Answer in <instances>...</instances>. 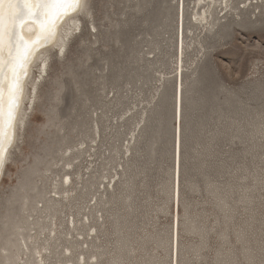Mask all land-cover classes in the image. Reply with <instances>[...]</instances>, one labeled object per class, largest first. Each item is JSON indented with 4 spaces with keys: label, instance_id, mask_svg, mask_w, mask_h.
<instances>
[{
    "label": "rangeland",
    "instance_id": "rangeland-1",
    "mask_svg": "<svg viewBox=\"0 0 264 264\" xmlns=\"http://www.w3.org/2000/svg\"><path fill=\"white\" fill-rule=\"evenodd\" d=\"M197 1L85 0L40 54L0 264H264V0Z\"/></svg>",
    "mask_w": 264,
    "mask_h": 264
},
{
    "label": "snow or ice",
    "instance_id": "snow-or-ice-1",
    "mask_svg": "<svg viewBox=\"0 0 264 264\" xmlns=\"http://www.w3.org/2000/svg\"><path fill=\"white\" fill-rule=\"evenodd\" d=\"M18 11L13 17V27L10 31L5 32L3 19L0 18V82L3 79V48L5 37L10 45L8 50L9 61L12 66V82L10 86V98L8 101L7 112L4 109L3 88H0V163L3 161L5 139V127H11L15 120V110L19 104V96L22 93L21 76L26 75V67L30 62L34 49L41 42V37L29 42L23 36L19 35L15 22L23 24L25 19L38 22L43 31L49 35L55 34L58 22L70 13H76L85 7V0H36V12H32L24 5V0L17 4ZM47 17V19H46ZM46 39V37H45Z\"/></svg>",
    "mask_w": 264,
    "mask_h": 264
},
{
    "label": "bare ground",
    "instance_id": "bare-ground-1",
    "mask_svg": "<svg viewBox=\"0 0 264 264\" xmlns=\"http://www.w3.org/2000/svg\"><path fill=\"white\" fill-rule=\"evenodd\" d=\"M206 1L207 0H198L197 4L205 3ZM218 1L220 2V4L218 3ZM231 1L232 0H209L208 5L210 7L211 4L215 5L218 3L219 6H221V11L223 12V11L227 10V8L231 5ZM20 2H21V0H0V18L3 19L5 32L10 31L12 29L13 17L18 11L17 4ZM24 5L26 8L31 9L32 12H36L38 10L36 8V0H24ZM205 6L206 5L201 6V8L203 9V10L201 9L202 12L201 13L196 12L197 14L194 16L195 17L194 19L201 20V21L208 19L207 18L208 16L206 15V12L208 9L205 10L206 9ZM73 14H75V13H70L69 15L64 16L58 22L54 35H49V33L47 31H43L41 29V26L38 22H34L30 19H25L23 24H20L19 21L15 22L16 29H17L19 35L23 36V38L26 41L31 42L34 39H36L37 36H40L41 42L34 49L33 55L31 56V59H30V62L28 63V65L26 67V75L21 76L23 91L19 96V104L15 110V120L13 121L11 127L6 126L4 129V131H5V139H4V143H3L4 155H3V161H2V163H0V176L2 174L4 165L6 163L8 153H9V149L15 140L16 128L18 127V124H20L21 120H22L23 115H22L21 111H22V105L24 103V99L26 97V82H27V79L30 75L32 65L35 63V61L39 57H41L40 54L44 51V49H46L50 45L54 44L55 42L60 41V46L62 48L63 41L65 38L63 35H66V32H67L66 30H64V34L62 35V31H63V27H64L63 24L70 23L71 26H73L75 28L77 26L78 20L76 21L74 16L72 17ZM46 19H47V17H46ZM45 37H46V39H45ZM60 46H59V48H60ZM9 47H10V45L8 43L7 37H5V44H4V48H3V61H4L5 66L3 68V79H2V82H0V88H3L5 113L7 112V108H8V101L10 98V86H11V82H12V66L8 63V61L10 59L8 56ZM42 54H44V53H42ZM40 59H41V61H40L39 66L42 67V66H44V59H43V57H41ZM32 84H34V82ZM30 93H32V92H30ZM181 96H182V94H181V88H180V90H179V112L181 111ZM179 153H180V137L178 140V162H179Z\"/></svg>",
    "mask_w": 264,
    "mask_h": 264
}]
</instances>
